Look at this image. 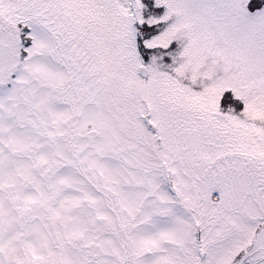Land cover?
I'll return each mask as SVG.
<instances>
[{"label":"snow or ice","instance_id":"obj_1","mask_svg":"<svg viewBox=\"0 0 264 264\" xmlns=\"http://www.w3.org/2000/svg\"><path fill=\"white\" fill-rule=\"evenodd\" d=\"M0 264H264V0H0Z\"/></svg>","mask_w":264,"mask_h":264}]
</instances>
